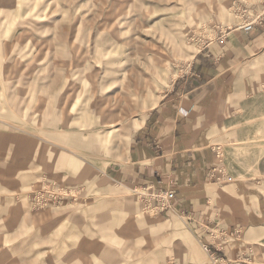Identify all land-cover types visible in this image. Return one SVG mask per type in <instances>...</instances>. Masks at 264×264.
Wrapping results in <instances>:
<instances>
[{
	"label": "rangeland",
	"instance_id": "374dc122",
	"mask_svg": "<svg viewBox=\"0 0 264 264\" xmlns=\"http://www.w3.org/2000/svg\"><path fill=\"white\" fill-rule=\"evenodd\" d=\"M240 1L0 0V264H264L255 243L237 256L193 246L190 210L175 200L163 213L140 194L147 184L116 178L135 140L171 116L179 79L189 85L228 38ZM245 61L238 79L262 94L264 52Z\"/></svg>",
	"mask_w": 264,
	"mask_h": 264
},
{
	"label": "crops",
	"instance_id": "0c3cea01",
	"mask_svg": "<svg viewBox=\"0 0 264 264\" xmlns=\"http://www.w3.org/2000/svg\"><path fill=\"white\" fill-rule=\"evenodd\" d=\"M260 51L264 33L234 29L223 44L199 56V74L192 72L197 77L189 85L187 78L177 83L174 104L166 108L171 116L146 131L149 137L135 140L132 161L116 176L151 188L174 186L178 213L190 210L192 215L191 244L222 256L240 255L254 243L264 246V89L246 94L238 79L239 71L248 68L247 55ZM174 133H179L177 139L170 142ZM152 139L157 142L149 146ZM160 143L165 149L157 153ZM214 165L224 166L233 179H224L221 172L213 177ZM7 184L3 188L16 194L8 196L18 205L14 222L21 224L26 221L20 210L25 198L16 192L21 184ZM114 192L113 185L109 193L117 197ZM6 199L0 195L1 204ZM226 228L242 231L241 237L229 243Z\"/></svg>",
	"mask_w": 264,
	"mask_h": 264
},
{
	"label": "built area",
	"instance_id": "2783aa9c",
	"mask_svg": "<svg viewBox=\"0 0 264 264\" xmlns=\"http://www.w3.org/2000/svg\"><path fill=\"white\" fill-rule=\"evenodd\" d=\"M235 13L238 15V20L234 28L231 26L225 27L219 37L220 41H224L234 29L245 32L260 30L264 33V0H242L240 1V5L235 9ZM217 172H221L224 176L223 178L228 181L233 179V176L226 171L224 166L214 165L211 171L212 176L217 178ZM143 188L145 189L140 194L147 196L149 202L155 201V207L160 208V210L171 207L176 197L175 189H155L151 188L150 185L144 186ZM235 261L229 260L227 264H237Z\"/></svg>",
	"mask_w": 264,
	"mask_h": 264
}]
</instances>
